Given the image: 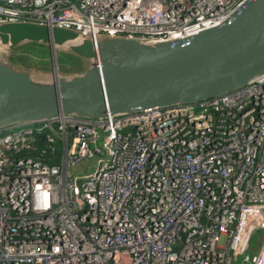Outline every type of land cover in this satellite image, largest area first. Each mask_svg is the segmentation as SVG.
Segmentation results:
<instances>
[{"label": "built area", "instance_id": "built-area-1", "mask_svg": "<svg viewBox=\"0 0 264 264\" xmlns=\"http://www.w3.org/2000/svg\"><path fill=\"white\" fill-rule=\"evenodd\" d=\"M247 1L0 0V24L175 42ZM257 231L264 73L197 102L0 128V264H264V234L246 253Z\"/></svg>", "mask_w": 264, "mask_h": 264}, {"label": "water", "instance_id": "water-1", "mask_svg": "<svg viewBox=\"0 0 264 264\" xmlns=\"http://www.w3.org/2000/svg\"><path fill=\"white\" fill-rule=\"evenodd\" d=\"M26 41L50 46L53 78L35 81L0 57V128L59 114L102 118L197 102L245 86L264 73V0H248L231 21L175 42L95 41L48 24H0V49ZM57 47L89 60V67L60 76Z\"/></svg>", "mask_w": 264, "mask_h": 264}, {"label": "rangeland", "instance_id": "rangeland-1", "mask_svg": "<svg viewBox=\"0 0 264 264\" xmlns=\"http://www.w3.org/2000/svg\"><path fill=\"white\" fill-rule=\"evenodd\" d=\"M47 47L48 50L26 41L13 48L0 49V57L7 59L15 68L27 71L35 81H50L53 78V63L50 56V46L48 45ZM64 51L68 50L64 47L56 48V62L60 76L71 77L79 75L89 67V60ZM94 166L95 163L92 161L83 164V171L80 174L89 173L94 169ZM263 234V231H257L252 235L249 241L250 248L246 253H254L252 251L259 245ZM232 264L249 263L243 260V255L232 253Z\"/></svg>", "mask_w": 264, "mask_h": 264}, {"label": "trees", "instance_id": "trees-1", "mask_svg": "<svg viewBox=\"0 0 264 264\" xmlns=\"http://www.w3.org/2000/svg\"><path fill=\"white\" fill-rule=\"evenodd\" d=\"M30 43H32V44H36V45H38L39 47H41V48H45V49H47L48 47V45L47 44H43V43H41V42H30ZM48 50V49H47ZM64 52H68V53H72V52H70V51H64ZM63 52V53H64ZM48 55V54H47Z\"/></svg>", "mask_w": 264, "mask_h": 264}, {"label": "bare ground", "instance_id": "bare-ground-1", "mask_svg": "<svg viewBox=\"0 0 264 264\" xmlns=\"http://www.w3.org/2000/svg\"><path fill=\"white\" fill-rule=\"evenodd\" d=\"M74 43V41L71 42V44ZM70 43L68 42L65 46H68Z\"/></svg>", "mask_w": 264, "mask_h": 264}]
</instances>
